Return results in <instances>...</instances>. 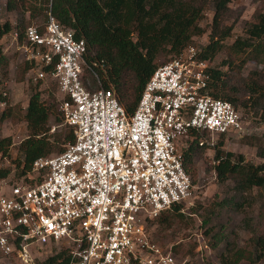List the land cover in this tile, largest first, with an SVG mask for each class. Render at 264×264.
<instances>
[{
    "label": "built area",
    "instance_id": "2783aa9c",
    "mask_svg": "<svg viewBox=\"0 0 264 264\" xmlns=\"http://www.w3.org/2000/svg\"><path fill=\"white\" fill-rule=\"evenodd\" d=\"M47 2L45 22L12 39L32 80L56 86L74 142L60 155L37 159L21 182L0 188V256L32 264V252L61 248L70 264H183L151 240L147 225L193 199L181 142L191 131L238 134L240 114L208 94L207 62L189 48L156 68L127 115L93 72L99 88L84 84L83 69L91 70L85 43Z\"/></svg>",
    "mask_w": 264,
    "mask_h": 264
},
{
    "label": "trees",
    "instance_id": "16d2710c",
    "mask_svg": "<svg viewBox=\"0 0 264 264\" xmlns=\"http://www.w3.org/2000/svg\"><path fill=\"white\" fill-rule=\"evenodd\" d=\"M47 1L6 0V10L19 15L16 30L20 40L30 19L42 14L40 9L33 6L34 3L41 2L46 8ZM234 1L52 0V14L64 28L73 31L76 40L84 41V58L91 70L84 68L83 72L91 89L99 88L94 73L101 87L112 90L127 115H131L156 68L180 56L194 44L195 37L204 35L206 29L200 26V22L206 11L212 9L208 43L196 53V59L211 62L220 52L225 53V58L218 67L207 69L210 76L207 92L214 99L229 102L239 114L242 111L245 114L252 112L264 122V0L255 10L253 22L244 29L245 36H238L227 45L226 41L232 37L233 24L225 22L230 17L229 5ZM26 12H29L28 21H24ZM10 30V23L0 25V40ZM250 62L261 69L248 71L243 76V70ZM30 68V64L25 62L23 70L18 72L20 78ZM7 69L8 60L0 48V73L3 77L7 76ZM52 88L56 92V86ZM2 101L6 107L0 114V125L9 119H21L26 124L27 137L20 143V156L14 161L19 170L18 177L25 178L37 159L60 155L65 151V145L74 142L73 130L69 127L62 132L49 134L48 119L52 107L45 105L39 92L30 96L22 114L21 111L15 114L11 107H7V98L0 94ZM56 121H59L57 117ZM189 136L191 139L182 151L183 166L195 184V162L203 156L208 146L196 132L191 131ZM241 142L254 147L257 158L263 161L253 164L247 162L242 154L222 151L221 138L215 145L213 171L218 183H228L227 196L221 201H213L209 211L198 202H195L196 207L190 209L193 214H199L200 209L203 211L200 216L201 226L206 227L204 234L211 235L213 247L220 246L216 264H240L243 261L259 264L264 259V235L255 232L251 224L252 211H247L253 210L260 202V215H264V136H245ZM11 145V138L0 139V160L10 159ZM9 174L8 168H0V181ZM181 206L174 205L163 211L149 224L155 222L165 229H171L176 220L177 226L182 224L188 227L193 219L186 220L187 217L180 212ZM221 213L243 215L245 228L252 234L248 245L238 246L235 228L217 222ZM172 249L176 252V247ZM52 250L49 257L37 261V264H70L68 250ZM186 254L192 255L191 250Z\"/></svg>",
    "mask_w": 264,
    "mask_h": 264
},
{
    "label": "rangeland",
    "instance_id": "374dc122",
    "mask_svg": "<svg viewBox=\"0 0 264 264\" xmlns=\"http://www.w3.org/2000/svg\"><path fill=\"white\" fill-rule=\"evenodd\" d=\"M48 3V2H47ZM261 0H236L229 5L230 17L225 24H233L232 37L226 41L229 45L238 36H245L244 29L253 22V14L256 9L260 7ZM35 8L42 11L41 15H38L34 19H30L29 25H42L45 22L46 9L42 6L41 2H35ZM41 7H44L41 9ZM213 15L212 9H209L205 13V17L200 22V26L206 29L203 36L195 37L194 44L189 48H194L198 51L208 43V35L210 33L211 18ZM24 21L29 20V12L24 14ZM19 20V15L16 12H9L6 10V0H0V25L8 22L11 24V30L8 34L2 37L0 40V48L2 54L8 60L7 76L3 77L0 73V94L5 93L7 98L8 106L13 109L15 114L20 112L21 114L25 111L28 100L30 96L36 92L40 93L41 100L45 103L47 107H52L49 114L48 126L50 128L49 134L62 132L66 128L62 117L59 112V103L57 92H54L51 83H40L34 82L31 76L26 72L22 78H20L19 71L23 70V60L20 52L17 49V45L12 39L16 30L17 21ZM28 25V26H29ZM187 48L183 54L189 49ZM225 58V53L220 52L214 60L207 62L208 68L218 67L219 63ZM175 59V58H174ZM172 59V60H174ZM170 60V61H172ZM169 61V62H170ZM168 63V62H167ZM86 68V67H84ZM225 69V68H224ZM260 66L255 63H248L243 70V76L251 70H259ZM83 82L90 89L92 86L88 79L84 77L83 72ZM95 88V87H93ZM54 93V95H53ZM52 95V96H51ZM54 96V99L52 98ZM6 106L0 108V114L4 111ZM57 113V115H56ZM243 130L238 134L232 133L229 136H218L210 135L204 133L200 140L209 141L214 144L213 147L208 146L203 156L197 159L195 165L197 167L196 183L194 185L193 199L189 203H185L181 206L180 212L187 217L193 219L189 222V226L184 225L177 226V221L171 229H165L163 226H159L157 223H148L147 230L152 241H154L162 250H170L176 260L183 264H216L218 261L220 246L213 247V241L211 235L206 236L204 231L206 227L201 226V213L193 214L190 209L195 206V202L200 203L202 207H206V210L211 209V204L213 201H221L227 196V184H220L215 179V173L213 171V165L215 164L214 156L216 152V143L221 140L223 145L221 150L224 152H232L235 154H242L247 162L253 164H259L263 160L257 158L256 149L244 145L241 142L245 136L260 137L264 136V122L261 118L254 113L250 112L245 114V112H240ZM56 117L59 121H56ZM206 134V135H205ZM9 137L11 138L12 145L9 149L10 159L0 160V168H8L10 170L9 176L5 180L0 181V188L8 189L11 185L21 182L24 177H18V171L15 167L14 162L19 158V145L27 137L26 124L21 119H9L4 121L0 125V139ZM190 136L184 139L179 148L183 151L187 146V141L190 140ZM66 146V145H65ZM192 179V178H191ZM193 181V180H192ZM261 203H257L252 211L251 215L253 217L251 224L254 226L256 233L264 235V215H260L259 207ZM196 207V206H195ZM221 217L218 218L217 222L226 223L228 227L232 226L235 228V233L237 234L236 243L240 247H245L249 243L251 233L245 228L244 222L242 220V214H229L221 213ZM185 220V221H186ZM152 221V220H151ZM179 224V223H178ZM215 224V222H213ZM218 224V223H216ZM173 247H176V252L173 251ZM191 250V254H186L187 251ZM52 254L48 251H34L32 252V264H37V261H43ZM0 264H24L16 257H2L0 256ZM240 264H247L246 262H241ZM264 264V259L259 263Z\"/></svg>",
    "mask_w": 264,
    "mask_h": 264
}]
</instances>
